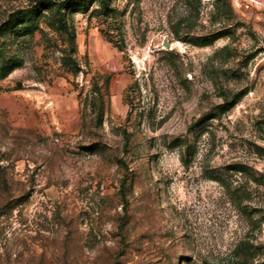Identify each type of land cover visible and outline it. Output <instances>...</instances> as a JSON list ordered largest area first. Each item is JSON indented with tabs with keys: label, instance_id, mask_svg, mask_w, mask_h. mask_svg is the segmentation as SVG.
<instances>
[{
	"label": "rangeland",
	"instance_id": "rangeland-1",
	"mask_svg": "<svg viewBox=\"0 0 264 264\" xmlns=\"http://www.w3.org/2000/svg\"><path fill=\"white\" fill-rule=\"evenodd\" d=\"M41 1L0 0V264H264V0Z\"/></svg>",
	"mask_w": 264,
	"mask_h": 264
},
{
	"label": "trees",
	"instance_id": "trees-1",
	"mask_svg": "<svg viewBox=\"0 0 264 264\" xmlns=\"http://www.w3.org/2000/svg\"><path fill=\"white\" fill-rule=\"evenodd\" d=\"M86 1L87 0H64V1H62V2H53V1H50V0H42L41 2H39V3H41V4H44V5H46V7L48 8L49 6H54V7H56L57 8V10H60V8L61 7H63L64 5L65 6H69V7H72V8H75V7H77V6H82V7H86L87 6V4H86ZM98 1V4H99V6L100 7H102V8H104V9H106V2H105V0H97ZM24 13V14H23ZM22 14L23 15H28L27 17H30L32 14H31V12L30 11H28V12H23ZM215 37V36H214ZM203 41V43L204 44H206L207 43V41L208 40H202ZM242 171H244L242 168H240V169H238V172H242ZM125 188H126V185H125V183L124 184H122V186H121V191L122 192H124V190H125ZM124 202H125V206H126V204H127V201L126 200H124ZM246 243H239L238 245H237V251H238V253H241V255H242V257L245 259V258H247V253H248V251L249 250H245L246 249V245H245ZM244 251H246V254H244Z\"/></svg>",
	"mask_w": 264,
	"mask_h": 264
}]
</instances>
